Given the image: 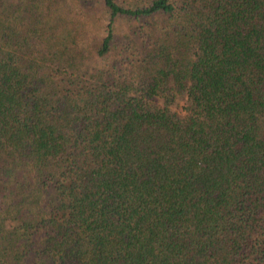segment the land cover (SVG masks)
<instances>
[{
	"label": "trees",
	"instance_id": "trees-1",
	"mask_svg": "<svg viewBox=\"0 0 264 264\" xmlns=\"http://www.w3.org/2000/svg\"><path fill=\"white\" fill-rule=\"evenodd\" d=\"M0 264H264V0H0Z\"/></svg>",
	"mask_w": 264,
	"mask_h": 264
}]
</instances>
